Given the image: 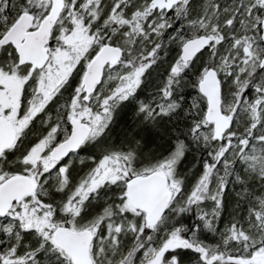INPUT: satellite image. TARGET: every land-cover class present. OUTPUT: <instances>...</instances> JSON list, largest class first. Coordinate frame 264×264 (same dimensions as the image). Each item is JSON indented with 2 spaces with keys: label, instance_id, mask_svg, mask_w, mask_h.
<instances>
[{
  "label": "snow or ice",
  "instance_id": "6c2138e0",
  "mask_svg": "<svg viewBox=\"0 0 264 264\" xmlns=\"http://www.w3.org/2000/svg\"><path fill=\"white\" fill-rule=\"evenodd\" d=\"M0 264H264V0H0Z\"/></svg>",
  "mask_w": 264,
  "mask_h": 264
},
{
  "label": "trees",
  "instance_id": "16d2710c",
  "mask_svg": "<svg viewBox=\"0 0 264 264\" xmlns=\"http://www.w3.org/2000/svg\"><path fill=\"white\" fill-rule=\"evenodd\" d=\"M184 94L190 100L191 99V94H192V89L191 88L185 89L184 90ZM205 235L210 237L211 234L206 233Z\"/></svg>",
  "mask_w": 264,
  "mask_h": 264
}]
</instances>
